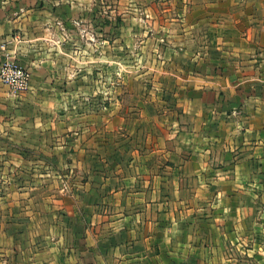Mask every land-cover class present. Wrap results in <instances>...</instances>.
<instances>
[{"label":"crops","instance_id":"obj_1","mask_svg":"<svg viewBox=\"0 0 264 264\" xmlns=\"http://www.w3.org/2000/svg\"><path fill=\"white\" fill-rule=\"evenodd\" d=\"M8 57L0 264H264V0H0Z\"/></svg>","mask_w":264,"mask_h":264},{"label":"built area","instance_id":"obj_2","mask_svg":"<svg viewBox=\"0 0 264 264\" xmlns=\"http://www.w3.org/2000/svg\"><path fill=\"white\" fill-rule=\"evenodd\" d=\"M4 48V46H1ZM30 71L17 61L6 58L0 61V82L8 85L13 91L23 92L28 89Z\"/></svg>","mask_w":264,"mask_h":264}]
</instances>
